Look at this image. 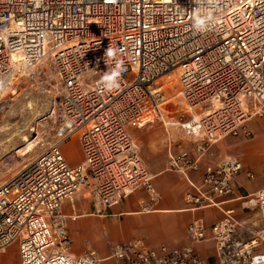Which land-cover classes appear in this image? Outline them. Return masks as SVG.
I'll list each match as a JSON object with an SVG mask.
<instances>
[{
    "label": "built area",
    "instance_id": "1",
    "mask_svg": "<svg viewBox=\"0 0 264 264\" xmlns=\"http://www.w3.org/2000/svg\"><path fill=\"white\" fill-rule=\"evenodd\" d=\"M194 7V0H0V105L40 74L60 95L55 141L0 184V255L18 243L19 264H211L194 249L211 240L216 264H264V188L237 193V177L256 174L238 155L216 153L219 141L250 136L247 122L264 117V0H217L205 32L193 30ZM117 63L126 70L107 90L102 77ZM173 76L187 107L179 115L169 108ZM151 117L194 140L195 154L170 151L167 167L189 180L188 208L216 207L222 218L207 225L194 217L181 248L134 238L110 244L104 258L75 255L65 200L86 191L94 213L105 215L139 189L146 209L161 199L128 131ZM76 133L83 158L71 165L63 145ZM199 172L201 183L191 181ZM233 202L239 207L227 208Z\"/></svg>",
    "mask_w": 264,
    "mask_h": 264
},
{
    "label": "crops",
    "instance_id": "2",
    "mask_svg": "<svg viewBox=\"0 0 264 264\" xmlns=\"http://www.w3.org/2000/svg\"><path fill=\"white\" fill-rule=\"evenodd\" d=\"M263 118L253 117L247 122L246 126L251 131V135L235 137L237 139L230 142L232 150H234L233 147H240L246 151L254 147L255 121ZM151 121L152 117L149 121L145 119V121L135 122L128 127V131L137 144L145 165L153 175V182L161 195V199L151 209H146L144 206L149 197L143 189L136 190L127 196L118 205L108 209L105 215L94 213L92 200L86 191L80 192L74 203L68 200L63 202L62 211L68 216V233L71 242L70 228L89 236L98 231L106 233L107 243L105 245L98 243L97 246L100 250L94 251L100 257L104 258L109 254L110 244L115 245L134 238L143 239L152 248H158L162 244L171 249L181 248L190 244L186 229L194 217H203L207 225H212L223 216V212L216 207L198 211L188 208L184 195L190 187L189 180L176 171L168 170L167 167L170 151L177 152L182 148L195 154L194 140L179 130H168L164 126V128L155 126L154 123H150ZM220 148L219 141L216 145L217 156L225 155L221 154ZM260 153L262 156L261 170L264 175V144L261 146ZM242 162L245 169L252 170L247 163L243 160ZM189 178L195 183H201L202 172L191 173ZM235 187L237 193H252L264 188V182L260 181L254 186L250 179L242 173L237 177ZM226 206L227 208H238L239 203L233 202ZM245 214L238 211L239 217H245ZM74 215H76L75 219H73ZM208 244L213 245V241L207 240L195 244L194 249L201 257L210 262L209 258L207 259L204 255ZM72 251L75 255H81L92 250L75 247L72 243Z\"/></svg>",
    "mask_w": 264,
    "mask_h": 264
},
{
    "label": "rangeland",
    "instance_id": "3",
    "mask_svg": "<svg viewBox=\"0 0 264 264\" xmlns=\"http://www.w3.org/2000/svg\"><path fill=\"white\" fill-rule=\"evenodd\" d=\"M40 70L42 72L47 70L46 63L40 66ZM91 78L97 77L89 76L88 80L90 81ZM44 80L45 77H42L41 74L32 81L22 80L17 92L13 95L10 94L7 101L0 105V184L15 175L25 164L46 150L56 139L55 134L60 127V121L55 117L53 111L60 95ZM49 81L51 82L52 79L49 78ZM167 81L166 86L169 88L167 92L171 97L169 108L173 110V115H179L181 113L179 111L187 110L185 101L179 94V80L176 76H173ZM150 123L164 128L162 123L155 117L152 118ZM254 128V147L246 151H243V148L240 147H233L234 151L230 142L237 138L227 137L220 141V152L221 154L239 155L257 175L255 179L250 180L255 186L260 181L264 182L260 153L261 146L264 144V118L255 121ZM79 136L80 134L76 133L71 140L63 145L71 165L80 163L83 158ZM29 140L35 143L30 150L27 149ZM69 231L75 247L89 248L95 251L100 250L97 246L98 243L100 245L107 243L106 233L100 231L90 236L80 233L74 228H70ZM206 247L204 255L207 259L209 258L212 264H216L217 255L214 242L213 245L208 244ZM105 249L107 250V247ZM114 262L115 260H109L104 264H113ZM0 264H19L18 243H14L6 254L0 255Z\"/></svg>",
    "mask_w": 264,
    "mask_h": 264
},
{
    "label": "clouds",
    "instance_id": "4",
    "mask_svg": "<svg viewBox=\"0 0 264 264\" xmlns=\"http://www.w3.org/2000/svg\"><path fill=\"white\" fill-rule=\"evenodd\" d=\"M196 7L192 10V27L196 32H205L210 30L215 23L212 15V9L216 7L217 0H194ZM107 55L112 57L115 55L114 50L108 49ZM126 69L121 63H117L111 71L105 72L101 83L103 88L112 90L119 87L120 76Z\"/></svg>",
    "mask_w": 264,
    "mask_h": 264
},
{
    "label": "bare ground",
    "instance_id": "5",
    "mask_svg": "<svg viewBox=\"0 0 264 264\" xmlns=\"http://www.w3.org/2000/svg\"><path fill=\"white\" fill-rule=\"evenodd\" d=\"M28 142H29V144H28V146H27V147H28L27 149L30 150L31 147H34V146H32V145H34L35 143H34V141L31 142L30 140H29ZM27 152H28V151H27ZM88 197H89V196H88Z\"/></svg>",
    "mask_w": 264,
    "mask_h": 264
}]
</instances>
